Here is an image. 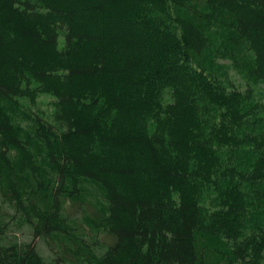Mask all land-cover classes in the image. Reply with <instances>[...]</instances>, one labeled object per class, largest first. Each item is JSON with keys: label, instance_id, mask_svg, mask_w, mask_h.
Listing matches in <instances>:
<instances>
[{"label": "trees", "instance_id": "1", "mask_svg": "<svg viewBox=\"0 0 264 264\" xmlns=\"http://www.w3.org/2000/svg\"><path fill=\"white\" fill-rule=\"evenodd\" d=\"M0 191V264H264V0H0Z\"/></svg>", "mask_w": 264, "mask_h": 264}, {"label": "rangeland", "instance_id": "2", "mask_svg": "<svg viewBox=\"0 0 264 264\" xmlns=\"http://www.w3.org/2000/svg\"><path fill=\"white\" fill-rule=\"evenodd\" d=\"M232 77L235 78V83L237 85H239V89H241L242 91H245L247 89L246 84H244V82L240 79V77L238 75L235 74L234 71L231 72ZM54 102V99L51 96H47V95H41L37 98L35 104H31L29 102V100H24L21 103V106L23 104V108L27 111H30L31 113L34 114H38V115H49L51 114L52 111V103ZM5 106L7 107L6 103H4ZM210 183L215 184V177L212 175L211 179L207 182V183H200V188H201V197L204 198L205 201L203 202H207V204L205 205L208 209H212V206H210L211 203H209L210 201V197L214 196V191H211V189H213L214 187L210 185ZM243 188H241V186L239 187H235L233 188V185L230 189V192H232V195L236 196L239 191L242 192ZM209 195V197H207L206 195ZM244 194H246V192H244ZM241 197V195L239 196ZM264 197V196H263ZM90 196H86L84 200H87V203H89ZM93 206L97 204V198H93ZM85 205V207L83 208L85 211L87 212H92L94 209L92 206H90L89 204ZM91 203V202H90ZM76 203H71V202H66L65 204V212L67 214V216L73 218V219H78L77 216H79L80 218V212L76 207ZM203 204V203H202ZM213 211V210H212ZM211 211V212H212ZM86 214V213H85ZM81 215H84V212L82 211ZM81 226V229H83V232H85L84 234L87 235L88 237H90L91 239H93L95 237V232H92L89 227L86 225L85 222H78ZM4 226H7L6 229H3ZM0 228L3 229V231L8 234L12 240L17 242H28L32 239V235H31V230L29 228V226L25 223L24 219L21 218V216L19 215H15V209H14V205L11 201L7 200L4 196L3 193L0 191ZM97 238L99 239V242L101 245L110 242L111 240H109L106 236L99 234L97 236ZM35 244H37L38 249L40 251V253L43 255V257L47 258L49 253L48 250L46 249V247L44 246V243L40 240V239H36L34 240ZM211 244H208L213 250L215 246H218L217 248H219V250L222 249V247H220L218 244L214 243L213 240L210 241ZM222 251V250H221ZM215 252V251H214ZM215 254V253H214ZM63 256V255H61ZM220 260L219 258H213L212 256V261L211 264H216L218 263ZM221 264V263H220Z\"/></svg>", "mask_w": 264, "mask_h": 264}]
</instances>
